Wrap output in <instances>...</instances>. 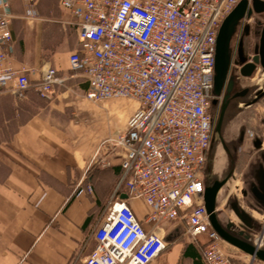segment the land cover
Instances as JSON below:
<instances>
[{
  "label": "built area",
  "instance_id": "built-area-1",
  "mask_svg": "<svg viewBox=\"0 0 264 264\" xmlns=\"http://www.w3.org/2000/svg\"><path fill=\"white\" fill-rule=\"evenodd\" d=\"M239 1L60 0L78 39L69 70L87 84L85 97L134 102L125 128L97 147L119 153L120 175L93 229L95 246L81 264H151L168 246L164 222L193 243L204 237V264H240L211 227L203 196L213 102L219 99L212 92L216 39ZM14 17L11 0H0V94L23 99L34 88L50 97L65 78L47 65L32 84L30 68L14 65ZM121 191L127 199L117 196ZM133 199L150 208V229L136 217Z\"/></svg>",
  "mask_w": 264,
  "mask_h": 264
},
{
  "label": "crops",
  "instance_id": "crops-1",
  "mask_svg": "<svg viewBox=\"0 0 264 264\" xmlns=\"http://www.w3.org/2000/svg\"><path fill=\"white\" fill-rule=\"evenodd\" d=\"M31 1L26 6L24 0H11L12 62L30 68L32 84L47 65L65 80L50 97L34 88L23 99L0 94V135L10 136L0 140V264H81L95 246L93 229L120 175L119 153L97 152V147L105 133L120 129L110 116L102 128L83 119L86 109L70 93L87 89L69 70V55L78 47L72 18L60 0ZM29 7L35 16L26 15ZM130 205L150 229V208L141 199ZM163 231L168 246L151 264H204L202 238L200 243L184 239L173 224ZM227 248L237 261L264 264Z\"/></svg>",
  "mask_w": 264,
  "mask_h": 264
},
{
  "label": "water",
  "instance_id": "water-1",
  "mask_svg": "<svg viewBox=\"0 0 264 264\" xmlns=\"http://www.w3.org/2000/svg\"><path fill=\"white\" fill-rule=\"evenodd\" d=\"M240 0L237 5L223 19L216 39L215 64H214V87L213 94L218 96L226 79L231 56V41L241 25L245 14L248 16L255 12L264 17V0ZM247 10V12H246ZM246 12V13H245ZM243 33V41L238 48V58L235 63L238 65L239 74L242 76L251 75L256 63L260 62L264 68V26L260 37L258 52L253 56L252 62H245L246 57L242 56L245 49V35L247 34V25ZM237 82L229 79L222 100L220 110L214 119V126L211 135L210 145L207 152L205 176H204V207L209 214L211 227L216 231L219 237L228 245L233 246L241 252L249 255L253 259L264 263V149L257 151L259 156L256 162H251L247 166L243 176L244 186L241 188V194L249 208L263 217L258 221L254 216L246 211L236 198L228 200V206L232 210L235 218L222 220L217 209V197L221 188L234 178V160L229 155L227 145L223 139L222 126L224 121V111L230 101L235 96L243 93L241 87L238 88ZM263 92H260V95ZM213 112V111H212ZM214 115V114H213ZM218 143L221 144L225 162L221 171H215V151ZM260 146V140L253 142L254 149ZM120 199H127L125 191L118 192ZM259 234L258 240L254 239V234Z\"/></svg>",
  "mask_w": 264,
  "mask_h": 264
},
{
  "label": "flooded vegetation",
  "instance_id": "flooded-vegetation-1",
  "mask_svg": "<svg viewBox=\"0 0 264 264\" xmlns=\"http://www.w3.org/2000/svg\"><path fill=\"white\" fill-rule=\"evenodd\" d=\"M250 5L251 0H249L248 7ZM244 25H247V34L245 35V49L240 57H246L245 62H252L253 56L259 50L264 17L251 12L248 16L245 14L241 25L232 38L230 64L226 79L221 93L218 95L219 99H215L213 102V108L218 113L229 79L234 80V83L237 82V84L241 82L243 93L230 99L224 111V125L226 122V127H229L224 132L223 139L227 145L229 155L235 158L234 174H236L238 167L241 165H244L247 170L248 164L256 162V159L259 157L257 151L264 149V68L258 62L254 66L251 75L242 76L239 74L240 67L235 63L236 57L238 58L239 45L244 39L243 33H245L246 29ZM260 92L263 93L260 95ZM238 116H241V126L235 132L232 127ZM225 119L227 120L225 121ZM257 140H260V146L254 149L253 142L256 143Z\"/></svg>",
  "mask_w": 264,
  "mask_h": 264
},
{
  "label": "rangeland",
  "instance_id": "rangeland-1",
  "mask_svg": "<svg viewBox=\"0 0 264 264\" xmlns=\"http://www.w3.org/2000/svg\"><path fill=\"white\" fill-rule=\"evenodd\" d=\"M238 85H239L238 88L241 87L242 86L241 82H239ZM70 93L74 95V97L76 98V102L81 105L82 109H86V111L83 112L82 116H83V119H86L85 121L88 125L100 126L101 128L106 127L108 124V116H110L109 119L117 124L116 128L123 130L125 128L127 118L129 117V115L132 113L134 109V102L129 99L119 98V99H112V100H104V101L95 103L85 97L84 91H79L77 93L76 92L75 93L70 92ZM212 111H213L214 119H215L218 113L215 112L214 108L212 109ZM4 112L9 114L8 110H4ZM0 120H1V113H0ZM226 120L227 119H225V121ZM234 123L235 124L233 125L232 129L233 131L236 132L238 129H240V126H241L240 125L241 116H238ZM228 127L229 126L226 127V122L224 125V121H223L222 135L224 134V132H226V130H228ZM87 131L88 132L90 131L91 133L93 130L91 131V129L89 128ZM109 134L111 133L108 131L107 133L104 134L103 138L107 137ZM9 137L10 136L0 135V140L3 138L8 139ZM224 162H225V154H224L221 144L218 143L216 151H215V162H214L215 171H218V172L221 171L223 169ZM245 170H246V167L244 165L239 166L236 171V174L234 175V178L231 179L228 183H226V185H224L218 193L217 209H218L221 219L224 221L230 218H235L234 220L238 222L232 210L228 206V200L231 198L232 199L236 198L238 203L246 211H248L249 213L252 212L251 214L254 215V218L256 220L261 221L263 219L261 215H259L258 213H256L255 211L249 208L244 198L242 197L241 188L244 186L243 184L244 175L243 174ZM162 225L169 226V222H164ZM182 233L183 232L180 229V236L186 239L185 237L182 236ZM201 238L204 240V237H201ZM238 262H241L240 264H244L242 263V260H239Z\"/></svg>",
  "mask_w": 264,
  "mask_h": 264
}]
</instances>
